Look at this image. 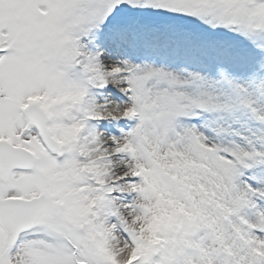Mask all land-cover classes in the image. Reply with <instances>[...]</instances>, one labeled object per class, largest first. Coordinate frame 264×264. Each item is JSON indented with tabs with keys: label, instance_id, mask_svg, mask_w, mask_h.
I'll return each mask as SVG.
<instances>
[{
	"label": "snow or ice",
	"instance_id": "1",
	"mask_svg": "<svg viewBox=\"0 0 264 264\" xmlns=\"http://www.w3.org/2000/svg\"><path fill=\"white\" fill-rule=\"evenodd\" d=\"M0 264H264V0H0Z\"/></svg>",
	"mask_w": 264,
	"mask_h": 264
},
{
	"label": "rangeland",
	"instance_id": "2",
	"mask_svg": "<svg viewBox=\"0 0 264 264\" xmlns=\"http://www.w3.org/2000/svg\"><path fill=\"white\" fill-rule=\"evenodd\" d=\"M114 94H116V99H120L119 94L113 91ZM125 129L126 130V122L125 121H119V122H107L102 121L99 125V129L101 131H104L106 133L110 134H118L119 129Z\"/></svg>",
	"mask_w": 264,
	"mask_h": 264
},
{
	"label": "bare ground",
	"instance_id": "3",
	"mask_svg": "<svg viewBox=\"0 0 264 264\" xmlns=\"http://www.w3.org/2000/svg\"><path fill=\"white\" fill-rule=\"evenodd\" d=\"M116 97H117L116 94H114V93L112 92V98H113V99H116Z\"/></svg>",
	"mask_w": 264,
	"mask_h": 264
}]
</instances>
